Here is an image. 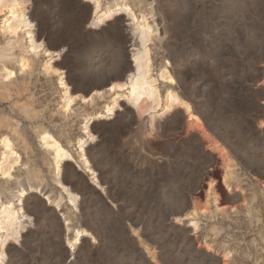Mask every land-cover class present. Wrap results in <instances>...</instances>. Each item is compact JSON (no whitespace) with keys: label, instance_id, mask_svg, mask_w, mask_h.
<instances>
[{"label":"rangeland","instance_id":"obj_1","mask_svg":"<svg viewBox=\"0 0 264 264\" xmlns=\"http://www.w3.org/2000/svg\"><path fill=\"white\" fill-rule=\"evenodd\" d=\"M129 1L154 34L150 76L161 103L151 124L123 105L121 16L85 32V1L26 0L39 47L32 56L2 34L0 9V51L12 74L0 82V135L18 157L9 180L0 177V203L18 205L29 221L2 233L4 264H264V0ZM59 75L74 99L65 117ZM116 80L120 102L105 116ZM168 91L178 100L164 112ZM85 117L92 141L80 150ZM43 129L69 154L60 184L39 148ZM62 188L78 195L76 212L64 197L57 203Z\"/></svg>","mask_w":264,"mask_h":264},{"label":"bare ground","instance_id":"obj_2","mask_svg":"<svg viewBox=\"0 0 264 264\" xmlns=\"http://www.w3.org/2000/svg\"><path fill=\"white\" fill-rule=\"evenodd\" d=\"M88 2L92 6V15L94 16L91 20L93 27L97 28L102 25L105 21L110 20L114 17L121 16L126 24V29L129 36V49H128V72L124 74L121 81L126 82L127 89L123 93L122 99L125 103L127 102L131 108L134 110V114L139 117H146L147 121L151 124L153 120L158 116L157 109L160 106L161 98L159 91L155 85V81L151 78L150 72L152 68L151 59V49L150 45L154 38L152 27L149 26L147 17L143 12H136L129 0H114L110 2H105L103 0H83ZM0 9L7 10L6 18L2 21V34H9L12 37H18L19 39L15 41L21 47V54L28 53L32 56H37L39 54V47L36 46V40L34 35L33 26L29 25L27 21L26 14L28 12L26 0H0ZM23 57H19L16 62L20 65V70L24 68ZM9 56L0 51V61L3 63L0 67V82L7 81L12 78L11 71L4 64L5 60H8ZM7 62V61H6ZM50 69V64L47 63L43 66L42 72L48 73ZM165 69V68H164ZM131 72L130 78L128 73ZM161 75H165L164 72ZM129 78V79H128ZM58 85L62 88V93L60 95V115L65 117V113L70 107L74 99L71 97L69 88L65 85L64 78L62 75L57 77ZM110 87L107 89L110 95L109 105H104V115L109 116L112 114L113 110L118 106L120 100L118 99L117 88L120 87V82H112L109 84ZM1 95V94H0ZM95 94H92L93 97ZM96 95L102 96L103 93H97ZM147 97L141 104L143 111L139 112L136 106L139 104L141 97ZM178 97L173 92H166L163 96L164 108L163 111L166 112L170 108L174 107L177 103ZM121 101V102H123ZM129 106V107H130ZM188 111V106H186ZM90 117H85L82 121L83 126L80 128L84 133L82 138L84 141L78 140V148L83 149L85 141H92L90 136ZM39 148L44 151L49 156L50 166L53 173V181L60 184V173L61 167L64 165L66 159L69 158L68 151L66 148L52 135H50L47 130L43 129L38 134ZM18 157L13 155L12 143L10 139L2 134L0 135V177L9 180L10 171L16 164ZM233 169L226 167L224 171L223 178L228 180L231 178ZM21 184H18L17 193L13 194V198L16 197L20 201L23 197V188ZM210 191H213V186L210 185ZM63 197L74 212L77 211L78 195L69 189L62 188L57 200L59 203L63 200ZM211 201L213 204L216 203L215 196H211ZM13 207V204L8 201L5 204L0 203V264H4V248L6 242L2 241V233L7 230L12 232L17 225L21 227L24 226V222H28L24 215L21 214V209L18 205ZM200 207L197 205L192 206V214L190 219L196 218V213ZM69 225L65 226V236L69 235ZM24 228V227H23ZM83 231H74L69 238L70 246L75 247L82 236Z\"/></svg>","mask_w":264,"mask_h":264},{"label":"water","instance_id":"obj_3","mask_svg":"<svg viewBox=\"0 0 264 264\" xmlns=\"http://www.w3.org/2000/svg\"><path fill=\"white\" fill-rule=\"evenodd\" d=\"M85 3L88 5L89 8H86L87 15H86L85 20H84V22H83L82 29H83V31H85V32H88V31H90V30L98 31V29H100L104 23H108L109 20H108V21H105L102 25H100V26L97 27V28L93 27L92 24H91V20H92V18H93V15H92V6H91V4L88 3V2H85ZM126 35H127V39H128V43H127V50H128V45H129V36H128V35H129V34H128L127 29H126ZM60 49H61V50H64V47L62 48V46H60ZM109 84H110V83H108V85H109ZM123 105H124L125 107H127V108H128L133 114H134V110H133L131 107H129L125 102H123ZM134 115H135V114H134ZM183 215H184L183 212L180 213V216H183ZM189 229L191 230L190 227H189ZM219 264H221V261H220Z\"/></svg>","mask_w":264,"mask_h":264}]
</instances>
